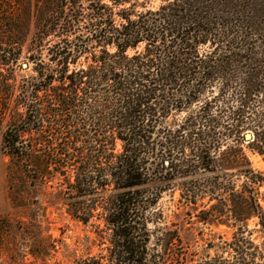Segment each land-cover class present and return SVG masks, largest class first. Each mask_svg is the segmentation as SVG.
<instances>
[{"label":"trees","instance_id":"16d2710c","mask_svg":"<svg viewBox=\"0 0 264 264\" xmlns=\"http://www.w3.org/2000/svg\"><path fill=\"white\" fill-rule=\"evenodd\" d=\"M11 1L0 150L96 226L73 264H264V0ZM169 190L202 243L151 227Z\"/></svg>","mask_w":264,"mask_h":264},{"label":"rangeland","instance_id":"374dc122","mask_svg":"<svg viewBox=\"0 0 264 264\" xmlns=\"http://www.w3.org/2000/svg\"><path fill=\"white\" fill-rule=\"evenodd\" d=\"M160 2L150 0L151 7ZM19 8L11 0H0V15L10 10L16 17ZM247 152L255 167L264 171V155L250 149ZM59 182L56 179L48 186H33L0 150V264H73L100 252V245L92 240L96 226L86 225L68 213ZM180 196V190L163 193L157 206L159 224L151 227L178 228L185 241L193 242L194 237L201 241L200 230L209 232L210 228L197 220L196 209L180 204ZM215 232L231 234L224 226L215 228Z\"/></svg>","mask_w":264,"mask_h":264},{"label":"water","instance_id":"95a60500","mask_svg":"<svg viewBox=\"0 0 264 264\" xmlns=\"http://www.w3.org/2000/svg\"><path fill=\"white\" fill-rule=\"evenodd\" d=\"M27 66H28V64L24 63V67H27ZM246 136H247V138H251V133H247Z\"/></svg>","mask_w":264,"mask_h":264}]
</instances>
